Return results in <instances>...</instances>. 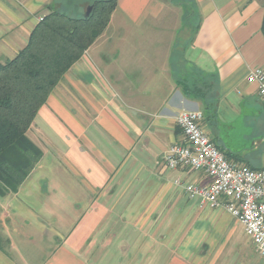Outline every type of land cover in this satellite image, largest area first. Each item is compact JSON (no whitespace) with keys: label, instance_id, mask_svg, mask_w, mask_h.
<instances>
[{"label":"crops","instance_id":"1","mask_svg":"<svg viewBox=\"0 0 264 264\" xmlns=\"http://www.w3.org/2000/svg\"><path fill=\"white\" fill-rule=\"evenodd\" d=\"M194 3L199 28L177 51L150 46L157 34L140 29L165 21L169 0H117L28 130L43 156L17 192L0 194V264H264L233 214L177 184L205 183V175L165 163L182 140L176 117L200 110L222 151L264 169V158L253 164L228 148L221 129L247 110L264 125V101L248 80L264 68V0ZM85 4L0 0V64L44 16L76 15Z\"/></svg>","mask_w":264,"mask_h":264},{"label":"trees","instance_id":"2","mask_svg":"<svg viewBox=\"0 0 264 264\" xmlns=\"http://www.w3.org/2000/svg\"><path fill=\"white\" fill-rule=\"evenodd\" d=\"M116 7L117 0H91L82 14L53 10L33 29L27 45L0 64V194L17 192L43 156L28 130L64 74L106 29ZM183 85L187 93L199 96L201 89L195 84ZM224 153L229 160L240 161Z\"/></svg>","mask_w":264,"mask_h":264},{"label":"built area","instance_id":"3","mask_svg":"<svg viewBox=\"0 0 264 264\" xmlns=\"http://www.w3.org/2000/svg\"><path fill=\"white\" fill-rule=\"evenodd\" d=\"M248 80L257 83L264 101V68L251 70ZM204 122L200 110H186L176 117L182 140L166 151L165 163L170 169L202 172L205 183L177 184L201 204L233 214L264 258V169L229 160L207 134Z\"/></svg>","mask_w":264,"mask_h":264},{"label":"rangeland","instance_id":"4","mask_svg":"<svg viewBox=\"0 0 264 264\" xmlns=\"http://www.w3.org/2000/svg\"><path fill=\"white\" fill-rule=\"evenodd\" d=\"M89 1L91 0L86 2L85 6L79 10V13L82 14L86 11ZM169 1L170 4L168 5L165 21L155 23L149 21L140 29L149 30L157 34L156 37L148 39L150 46L166 47L171 44L175 45V49L179 51V48H183L191 40L199 15L193 0H186L187 4L180 0ZM63 11L68 12L66 10ZM177 51L175 56H178ZM249 115L250 112L247 110L243 116L222 123L221 129L228 148L233 152L239 153L242 158L257 164L260 158H264V125H260L256 118H251ZM262 119L264 120V118ZM257 139H263V143H255L258 142L256 141Z\"/></svg>","mask_w":264,"mask_h":264},{"label":"water","instance_id":"5","mask_svg":"<svg viewBox=\"0 0 264 264\" xmlns=\"http://www.w3.org/2000/svg\"><path fill=\"white\" fill-rule=\"evenodd\" d=\"M91 8H92V6H89V7H88V11L91 10ZM87 14H88V13H87Z\"/></svg>","mask_w":264,"mask_h":264}]
</instances>
